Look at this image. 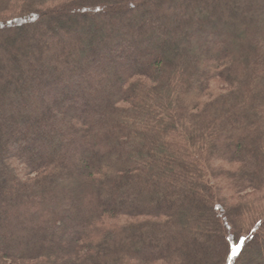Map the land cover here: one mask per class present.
Segmentation results:
<instances>
[{"label": "trees", "instance_id": "trees-1", "mask_svg": "<svg viewBox=\"0 0 264 264\" xmlns=\"http://www.w3.org/2000/svg\"><path fill=\"white\" fill-rule=\"evenodd\" d=\"M0 264H264V0H0Z\"/></svg>", "mask_w": 264, "mask_h": 264}]
</instances>
